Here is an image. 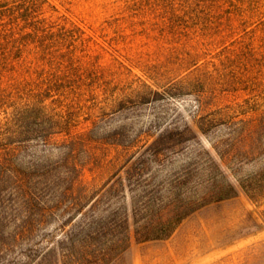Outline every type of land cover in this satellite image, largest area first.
<instances>
[{"label":"rangeland","instance_id":"obj_1","mask_svg":"<svg viewBox=\"0 0 264 264\" xmlns=\"http://www.w3.org/2000/svg\"><path fill=\"white\" fill-rule=\"evenodd\" d=\"M180 1L30 3L0 73L19 191L1 183L0 264H95L124 214L129 244L103 264H264V0ZM62 228L92 238L71 246Z\"/></svg>","mask_w":264,"mask_h":264},{"label":"trees","instance_id":"obj_2","mask_svg":"<svg viewBox=\"0 0 264 264\" xmlns=\"http://www.w3.org/2000/svg\"><path fill=\"white\" fill-rule=\"evenodd\" d=\"M34 0H0V73L3 70L7 69V62L10 58H13L14 54H17V52L24 51L26 44L21 42L20 38L17 36V32L15 31V27H17L21 21H29L33 18H37V16H34L35 12L31 10V7L29 6L30 3ZM165 2H168L169 0H162ZM173 1V0H170ZM193 0H181L179 3H191ZM173 3V2H171ZM41 15V14H40ZM38 20H43L39 19ZM1 75V74H0ZM16 147H6L4 150V158L0 159V186L2 182H5V185H7L6 191L9 196H14V194H17L19 191H17V188L15 187L14 181H13V170L12 166L10 164V161L8 160L9 157H11L12 153L15 152ZM6 174L8 179L6 180L3 178V174ZM48 171L43 172L42 174L37 175V179H44L48 176ZM48 179V178H46ZM10 181V182H8ZM8 183V184H7ZM0 193H3L0 189ZM214 196H194V198L190 201H186L183 203L179 208H177V213L171 216H168L165 220L161 221V226L159 228H156V230H145L143 232H138L140 235V240L145 241L149 239H160L163 237L169 236L175 229V227L179 224V222L183 219L184 216L187 214L193 212L201 205H204L205 203H208L210 201H215L223 196H220V193L216 192ZM82 197V196H81ZM251 199H255V196H252V193L249 195ZM164 198L168 199L169 196H164ZM159 202H163V198H158ZM71 207H75L76 210L81 213V204L77 202H73V204H70ZM134 213H136V207L132 208V214H133V220H134ZM23 227V226H22ZM61 237L62 235L63 242L64 240H68V244L71 246L74 245L76 242H84L88 238H92V233H86L83 237H80L75 234L72 235V233H68L63 228L61 229ZM33 235V232L31 230H28L23 228L21 230H14L9 233L10 238H13V240L17 241L23 238L24 236ZM130 240V232L128 227V215H109V254L107 256H97L95 257L97 261H95V264H103L110 262L113 257L123 251L127 248ZM60 242V241H59ZM44 254V251L41 252Z\"/></svg>","mask_w":264,"mask_h":264}]
</instances>
